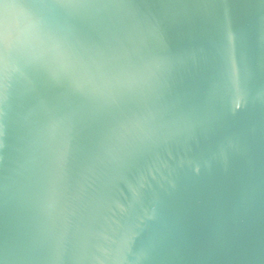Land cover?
Returning <instances> with one entry per match:
<instances>
[{
  "label": "water",
  "instance_id": "obj_1",
  "mask_svg": "<svg viewBox=\"0 0 264 264\" xmlns=\"http://www.w3.org/2000/svg\"><path fill=\"white\" fill-rule=\"evenodd\" d=\"M0 17V264H264V0Z\"/></svg>",
  "mask_w": 264,
  "mask_h": 264
},
{
  "label": "snow or ice",
  "instance_id": "obj_2",
  "mask_svg": "<svg viewBox=\"0 0 264 264\" xmlns=\"http://www.w3.org/2000/svg\"><path fill=\"white\" fill-rule=\"evenodd\" d=\"M40 2H46V0H40ZM10 27V22L3 17H0V56L3 54L5 39Z\"/></svg>",
  "mask_w": 264,
  "mask_h": 264
}]
</instances>
